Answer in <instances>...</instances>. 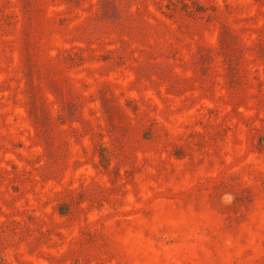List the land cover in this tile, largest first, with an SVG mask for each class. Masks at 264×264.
<instances>
[{
  "label": "rangeland",
  "instance_id": "rangeland-1",
  "mask_svg": "<svg viewBox=\"0 0 264 264\" xmlns=\"http://www.w3.org/2000/svg\"><path fill=\"white\" fill-rule=\"evenodd\" d=\"M0 264H264V0H0Z\"/></svg>",
  "mask_w": 264,
  "mask_h": 264
},
{
  "label": "trees",
  "instance_id": "trees-1",
  "mask_svg": "<svg viewBox=\"0 0 264 264\" xmlns=\"http://www.w3.org/2000/svg\"><path fill=\"white\" fill-rule=\"evenodd\" d=\"M165 9L169 12H173L177 14L184 13L186 15H189L190 18H193L195 17L196 14H200L201 12L205 11L202 7H199V6H198V9H190L189 5H187L186 2L184 1H180V2L168 1V3L165 5ZM29 74L31 75V69H29ZM101 156L103 158V155ZM64 208L66 207L65 206L58 207V213L60 215H65L67 213L66 211H64Z\"/></svg>",
  "mask_w": 264,
  "mask_h": 264
}]
</instances>
